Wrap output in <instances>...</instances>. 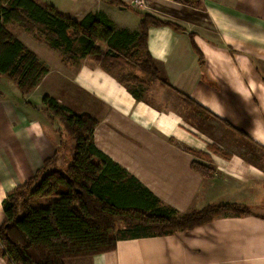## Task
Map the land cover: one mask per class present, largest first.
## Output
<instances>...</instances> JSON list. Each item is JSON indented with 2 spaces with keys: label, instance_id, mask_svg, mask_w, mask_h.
<instances>
[{
  "label": "crops",
  "instance_id": "obj_1",
  "mask_svg": "<svg viewBox=\"0 0 264 264\" xmlns=\"http://www.w3.org/2000/svg\"><path fill=\"white\" fill-rule=\"evenodd\" d=\"M37 1L77 21L101 12L118 29L133 32L140 29L138 12L186 30L149 27L148 51L171 87L152 83L137 99L127 84L88 57L63 63L48 44L8 25L49 73L28 95L13 96L0 87V226L7 195L49 158L56 156L53 165L62 168L65 144L73 150V140L44 109L42 98L50 95L97 119L98 148L178 214L224 203L253 212L227 213L189 231L120 240L114 251L64 264H264V0H144L132 9L109 0ZM115 13H130L133 27L116 22ZM194 161L211 165L214 173L203 176L193 169ZM0 264H8L1 247Z\"/></svg>",
  "mask_w": 264,
  "mask_h": 264
},
{
  "label": "trees",
  "instance_id": "obj_2",
  "mask_svg": "<svg viewBox=\"0 0 264 264\" xmlns=\"http://www.w3.org/2000/svg\"><path fill=\"white\" fill-rule=\"evenodd\" d=\"M109 2L132 9L124 0ZM138 13L140 29L133 32L116 29L101 12L77 21L37 0H0V76L14 81L21 94L28 95L49 73L39 56L8 28L9 24H16L58 52L63 63L73 64L88 57L121 83L132 82L135 88L130 91L137 99L143 98L152 83L159 81L171 87L161 78L148 51L149 27L170 26L180 32L186 29L175 22ZM100 42L106 43V51L100 49ZM194 48L202 60L196 45ZM140 52L144 56L137 58ZM125 68L142 75L118 72ZM183 99L201 113L208 112L188 96ZM42 103L73 140L75 151L65 169L55 168L56 156L47 159L33 177L3 201L6 219L0 226V247L8 264H64L66 259L114 251L120 240L193 230L227 213L253 214L249 207L236 203L208 205L178 214L98 148L94 136L98 121L91 114L77 113L50 95H44ZM210 147L216 149L214 145ZM194 153L209 157L203 152ZM224 155L230 156L225 152ZM192 167L203 176L214 173L211 165L198 161ZM37 199L49 204L34 202ZM120 222L123 227L118 226Z\"/></svg>",
  "mask_w": 264,
  "mask_h": 264
},
{
  "label": "rangeland",
  "instance_id": "obj_3",
  "mask_svg": "<svg viewBox=\"0 0 264 264\" xmlns=\"http://www.w3.org/2000/svg\"><path fill=\"white\" fill-rule=\"evenodd\" d=\"M119 16H122V17H119ZM113 17H115L116 22L121 23V24L123 23L129 27H133L134 18H133V16L130 15V13H120V14L115 13V15ZM113 25L115 26L116 29L118 28L116 23H114ZM136 25H137V23H136ZM99 45H102V48H103L102 50H105V51L107 50V48H106L107 45L104 44L103 42H100ZM76 51H79V50H76ZM143 56H144V52H140L136 55L137 58H141ZM118 72L120 74H128L129 72H133V73H136L139 75L141 74L140 71L132 70L131 68H125V69H123V71H118ZM118 72L116 73V75H120ZM2 80L3 81H0V87L4 88L6 91H8L13 96H17L16 94H18L19 96L22 95L18 86L16 85V83L14 81H12L11 79H8V78L2 79ZM126 84L129 86V88H135V85L132 82H127ZM42 91H44V87H42V89H39L37 94H41ZM56 92L58 93V89L51 90V93L56 94ZM143 95H145V92H143ZM156 102L159 103L158 100H156ZM74 151H75L74 145H73V150H72V147L70 148L69 143H67L63 146V148L61 149L60 154H59V156H61V157H59L60 158L59 163H61L63 165V167L61 169H65L67 167L66 165L68 163H70V161H71L70 157L73 155ZM51 165H50V167H51ZM34 202L39 203L41 205H48L49 204V201L47 202L44 199H40V200L37 199ZM118 226L123 227L124 223L120 222V223H118Z\"/></svg>",
  "mask_w": 264,
  "mask_h": 264
},
{
  "label": "built area",
  "instance_id": "obj_4",
  "mask_svg": "<svg viewBox=\"0 0 264 264\" xmlns=\"http://www.w3.org/2000/svg\"><path fill=\"white\" fill-rule=\"evenodd\" d=\"M127 3H129L131 6H141L144 3V0H125Z\"/></svg>",
  "mask_w": 264,
  "mask_h": 264
},
{
  "label": "water",
  "instance_id": "obj_5",
  "mask_svg": "<svg viewBox=\"0 0 264 264\" xmlns=\"http://www.w3.org/2000/svg\"><path fill=\"white\" fill-rule=\"evenodd\" d=\"M120 8L126 9V7H122V6H120Z\"/></svg>",
  "mask_w": 264,
  "mask_h": 264
}]
</instances>
